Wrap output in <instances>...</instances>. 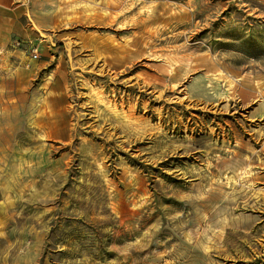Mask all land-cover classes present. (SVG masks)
Instances as JSON below:
<instances>
[{
    "label": "rangeland",
    "instance_id": "obj_1",
    "mask_svg": "<svg viewBox=\"0 0 264 264\" xmlns=\"http://www.w3.org/2000/svg\"><path fill=\"white\" fill-rule=\"evenodd\" d=\"M2 2L0 264H264V0Z\"/></svg>",
    "mask_w": 264,
    "mask_h": 264
},
{
    "label": "crops",
    "instance_id": "obj_2",
    "mask_svg": "<svg viewBox=\"0 0 264 264\" xmlns=\"http://www.w3.org/2000/svg\"><path fill=\"white\" fill-rule=\"evenodd\" d=\"M4 3L5 2H2V0H0V13H2V14L5 12L6 6H8V8H10V10H13V9L16 8V7L13 6L12 2H10V4H7V5H5ZM1 17H0V19H1Z\"/></svg>",
    "mask_w": 264,
    "mask_h": 264
},
{
    "label": "built area",
    "instance_id": "obj_3",
    "mask_svg": "<svg viewBox=\"0 0 264 264\" xmlns=\"http://www.w3.org/2000/svg\"><path fill=\"white\" fill-rule=\"evenodd\" d=\"M19 45H20L19 42H17V44H15L13 46L15 48V47H18ZM32 51L33 52L30 54L31 59L32 60H37L39 58L38 49L33 48Z\"/></svg>",
    "mask_w": 264,
    "mask_h": 264
},
{
    "label": "bare ground",
    "instance_id": "obj_4",
    "mask_svg": "<svg viewBox=\"0 0 264 264\" xmlns=\"http://www.w3.org/2000/svg\"><path fill=\"white\" fill-rule=\"evenodd\" d=\"M232 86V85H231Z\"/></svg>",
    "mask_w": 264,
    "mask_h": 264
}]
</instances>
